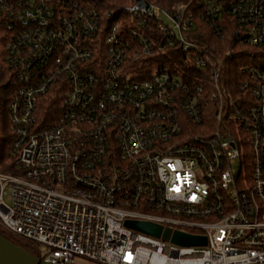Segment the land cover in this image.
Instances as JSON below:
<instances>
[{
  "label": "built area",
  "instance_id": "obj_1",
  "mask_svg": "<svg viewBox=\"0 0 264 264\" xmlns=\"http://www.w3.org/2000/svg\"><path fill=\"white\" fill-rule=\"evenodd\" d=\"M0 41L1 235L52 264H264V0H0Z\"/></svg>",
  "mask_w": 264,
  "mask_h": 264
},
{
  "label": "trees",
  "instance_id": "obj_2",
  "mask_svg": "<svg viewBox=\"0 0 264 264\" xmlns=\"http://www.w3.org/2000/svg\"><path fill=\"white\" fill-rule=\"evenodd\" d=\"M158 5L170 9L174 4L177 3H188L192 2L196 4L198 0H149ZM195 22L197 24L198 29H195L194 35L205 42L204 35L206 36V41L210 42L211 44L217 45L218 49L221 50V41H219L218 34L210 28L211 21L207 20V18L202 20L201 16L196 14ZM226 41V40H225ZM226 47V46H225ZM225 49V48H224ZM223 50V49H222ZM10 85H12L9 70L7 69V63L5 60V55L3 53V42L0 41V104L5 110L7 105V98L10 95ZM3 118L5 123H7V114L3 112ZM5 137L2 138V142L0 143V171L5 173L17 174L16 168V159L11 154V146L12 140L10 138L9 130L7 124L4 126L3 130L1 131Z\"/></svg>",
  "mask_w": 264,
  "mask_h": 264
},
{
  "label": "water",
  "instance_id": "obj_3",
  "mask_svg": "<svg viewBox=\"0 0 264 264\" xmlns=\"http://www.w3.org/2000/svg\"><path fill=\"white\" fill-rule=\"evenodd\" d=\"M130 228L159 237L162 228L152 223L127 222ZM170 236L166 230L165 239ZM173 242L182 245H206V239L194 237L180 232L175 233ZM0 264H52L32 254L28 249L20 246L0 234Z\"/></svg>",
  "mask_w": 264,
  "mask_h": 264
},
{
  "label": "rangeland",
  "instance_id": "obj_4",
  "mask_svg": "<svg viewBox=\"0 0 264 264\" xmlns=\"http://www.w3.org/2000/svg\"><path fill=\"white\" fill-rule=\"evenodd\" d=\"M5 136L3 135V134H1V132H0V143L2 142V138H4ZM17 169H18V167L16 168V171H17ZM17 174H19L18 172H17ZM21 245H23V246H26L27 245V242L26 241H22L21 242ZM77 264H96V263H93V262H91V261H87V260H84V259H77Z\"/></svg>",
  "mask_w": 264,
  "mask_h": 264
}]
</instances>
